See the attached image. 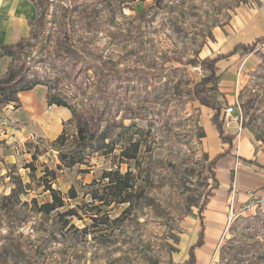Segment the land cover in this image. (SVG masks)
I'll return each instance as SVG.
<instances>
[{"label": "rangeland", "instance_id": "rangeland-1", "mask_svg": "<svg viewBox=\"0 0 264 264\" xmlns=\"http://www.w3.org/2000/svg\"><path fill=\"white\" fill-rule=\"evenodd\" d=\"M50 1L48 16L33 35L13 47L14 58L5 55L9 68L41 72L43 58L72 48L77 69L55 61L47 71L61 74L59 88L69 102H108L111 112L101 130L109 128L114 152L88 151L86 164L60 169L51 143L65 131L64 150L74 149L72 116L44 135L41 120L22 118L16 126L9 120L20 107L1 105L0 247L10 245L13 252L0 264H181L203 225L205 243L196 250V264H264V191L243 193L234 179L229 188H216L218 179L228 181L227 161L220 164L218 178L211 161L229 147L212 123L213 111L194 93L210 74L204 60L264 37V0H146L110 16L94 3L97 16L90 24L95 30L89 33L82 29L89 22H76L81 31L71 36L63 32L67 20L61 9L69 2ZM217 66L220 80L208 97L221 108V119L225 107L239 101L224 130L233 136V147L245 155L247 146L252 148L253 158L264 164V42L246 56L239 49ZM128 148L134 158L122 155ZM47 170L55 172L56 178L48 179L66 197V206L42 215L32 199L51 200L43 179ZM111 170L134 174L126 203L114 201L103 180ZM21 183L22 201L10 212L3 197ZM72 188L75 199H69ZM95 191L102 201L93 198ZM70 209L78 215L59 217Z\"/></svg>", "mask_w": 264, "mask_h": 264}, {"label": "trees", "instance_id": "trees-1", "mask_svg": "<svg viewBox=\"0 0 264 264\" xmlns=\"http://www.w3.org/2000/svg\"><path fill=\"white\" fill-rule=\"evenodd\" d=\"M35 3L38 11V15L36 20L31 24V32L30 35H33L34 27H36L37 23L40 22L43 18L48 16V12L50 9V5H52L50 0H31ZM67 4L61 6L63 12H65L64 18L67 20L64 22L63 32L67 33L70 31V36L73 34H77L80 32L78 25L80 23H86L87 26H82V29L87 30V32L91 33V31L95 30V26L91 25L90 22L97 16V9L95 11V4L101 5L103 9H105L109 16L112 12L117 11V9H121L129 5L130 3H137V2H144L146 0H92V5L88 6L85 5L84 1L80 0H66ZM87 1V0H86ZM96 5V6H97ZM89 7L93 9L91 11L88 10ZM98 7V6H97ZM78 22L79 24H76ZM88 27H91L90 29ZM97 31V30H96ZM69 36V37H70ZM25 40V39H24ZM20 41L16 45L13 46H5L2 47L4 53L1 54L2 56H10L14 58V52L12 51L14 46H19L23 41ZM260 42H264V37L258 38L253 44H238L234 51L229 54H221L217 56L215 59H206L203 62V68L210 72L209 76H204L200 82L195 85L194 93L198 101L210 108L213 111L212 116V123L216 126V129L219 133V137L224 144H228V150L223 151L215 156V158L211 161V166H217L218 162L224 158H226L233 148V136L230 134H226L224 130V119H221V108L217 105L216 102L212 101L208 97V92L211 89H216V84L220 80V76L217 74L219 68L217 63L223 59H228L235 55L237 51L240 49L242 50V55L246 56L254 52L257 47V44ZM69 51L62 50L57 53V55L53 54L50 56H46L43 58L42 62L45 65V70L41 72L32 70L35 67H29L25 72L21 71H14L11 68L8 69L7 75L5 78L0 80V104L6 106L10 104L17 105L19 103V93L25 91H30L39 85L46 86L48 88V95L47 100L49 106H58V107H65L71 111L72 118L71 120L75 123L77 129V140L74 149H66L64 148L67 146L68 137L65 131L58 136V138L51 143L52 147H55L56 151L59 153V160L60 165L59 168L62 169V166L65 168H72L78 164L84 165L86 164V153L91 151L92 153H97L101 151H106V153L111 154L114 152V144L110 142L112 136L110 135L109 128L107 127L104 130H101L102 124L106 122L107 115L111 112V107L109 106L108 102L106 101L103 106H97L95 104L86 105L83 103H71L67 100V94L64 93L63 89L59 88L62 82V76L60 73L56 74V76L52 73H55L54 69L52 68L50 71H47L48 67L46 65H50L51 63L58 61L62 62L66 65L71 67H75L73 69H77V59L75 58L74 54L71 52L72 48H69ZM49 57V58H48ZM92 68V66H91ZM32 71V72H31ZM31 72V73H30ZM80 73V72H78ZM212 84V86H211ZM68 93V91H66ZM223 114V113H222ZM132 146L137 149V144L132 143ZM130 148L126 149L122 152V155L127 158H134L135 156H129L128 151ZM34 159L36 157L34 156ZM33 167L32 165L28 166ZM35 170V168H34ZM52 175L55 179V172L49 171L45 173L43 179L45 180V191L51 193V200L48 202L40 203L36 198L32 199L34 204V211L38 214L42 215H50L53 212H57L59 209L66 206L65 196L62 193L53 187V182L48 179V176ZM134 174L132 171H128L126 173H122L120 170H111L105 172L103 175V180L108 181L109 186L108 190H111L115 193L113 195V200L118 201L120 203L128 202V191L133 187V180ZM216 188H219V181H215ZM23 186V183L20 184ZM22 188H14L8 196L3 197V202H8L7 207L11 210L10 212H16L12 210L21 203V194L24 192L21 191ZM69 199L77 198V193L75 189H71L69 191ZM94 199H101L99 198L98 192L95 191L92 193ZM212 195V197H214ZM112 200V199H111ZM209 204V201L205 204V207ZM60 218L63 217H71L77 214V210L70 209L64 213H58ZM68 224L67 221L64 222V226ZM13 231V228L10 230ZM205 228L204 225L201 228V231L198 234V241L197 243L190 249L189 259L181 264H196L197 263V256L196 250L202 247L205 243ZM13 248L10 245H2L0 247V262L7 261V257H11V252Z\"/></svg>", "mask_w": 264, "mask_h": 264}, {"label": "crops", "instance_id": "crops-1", "mask_svg": "<svg viewBox=\"0 0 264 264\" xmlns=\"http://www.w3.org/2000/svg\"><path fill=\"white\" fill-rule=\"evenodd\" d=\"M38 15L37 7L31 0H0V50L5 46H13L20 41L26 39L31 32V24L36 20ZM10 60L6 56L0 54V80L5 77L8 72ZM48 88L43 85H39L30 91H25L19 94V103L17 108L12 113V120L9 123H13L18 119H24L27 123L37 122L41 120L46 127V132L42 131V134L48 135L56 129L59 122L71 117V111L65 107L49 106L48 100ZM0 104V114L3 108L9 105ZM22 105V106H20ZM45 105L49 107L46 109ZM47 113L55 114L56 121L52 123L49 117L46 118ZM1 130V127H0ZM1 134V131H0ZM219 135V133H218ZM47 138V137H44ZM220 138V137H219ZM5 138L0 136V151L4 147L3 141ZM235 145V144H234ZM240 148V146H239ZM246 155L241 153V149L237 150L236 146L231 149L230 154L220 160L217 164V178L219 177V166L222 162L227 161L224 168L229 172L228 181L221 182L219 179V191L229 188L232 184V180H236L240 190L243 193L251 194L253 192L263 190L264 191V164L260 160H255L254 150L247 146ZM245 165L250 166L247 168ZM245 169L249 172H256L254 176L251 173L246 174ZM215 195L213 198H217Z\"/></svg>", "mask_w": 264, "mask_h": 264}, {"label": "built area", "instance_id": "built-area-1", "mask_svg": "<svg viewBox=\"0 0 264 264\" xmlns=\"http://www.w3.org/2000/svg\"><path fill=\"white\" fill-rule=\"evenodd\" d=\"M240 106V103L239 101H235V104L233 106H227L225 107L224 109V112H223V119H224V122H229L230 118L233 117V115L237 112V107Z\"/></svg>", "mask_w": 264, "mask_h": 264}, {"label": "bare ground", "instance_id": "bare-ground-1", "mask_svg": "<svg viewBox=\"0 0 264 264\" xmlns=\"http://www.w3.org/2000/svg\"><path fill=\"white\" fill-rule=\"evenodd\" d=\"M50 120L52 121V123H55V121L57 120L55 114L50 117Z\"/></svg>", "mask_w": 264, "mask_h": 264}]
</instances>
